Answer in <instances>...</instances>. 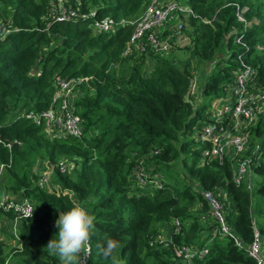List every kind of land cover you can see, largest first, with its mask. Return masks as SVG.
I'll use <instances>...</instances> for the list:
<instances>
[{"label": "trees", "instance_id": "obj_1", "mask_svg": "<svg viewBox=\"0 0 264 264\" xmlns=\"http://www.w3.org/2000/svg\"><path fill=\"white\" fill-rule=\"evenodd\" d=\"M78 1L83 13L94 10L98 19L130 20L140 14L148 0ZM50 2L0 0V19H10L9 31L0 38V164L11 161L1 184L41 206L36 207L33 218L23 222L20 248H8L0 240V264H59L58 258L49 255L45 247L50 239L57 238L55 221L59 213L76 204L86 206L96 217L88 264H111L110 259L98 255L96 247L107 239L119 242L116 255L122 264H183L171 249L163 251L148 244L174 219L180 221L181 228L179 234L172 232L173 243L209 247L207 256L192 264H255L247 252L253 241L254 191L250 194L244 185L234 186L227 163L220 166L212 162L199 167L198 148L188 139L207 104L219 96L230 72L237 68L238 52L233 41L243 24L237 20L240 27L231 36L236 49L229 59L218 70L203 76L199 88L200 91L203 87L202 105L194 108L186 99L191 81L190 61L176 64L168 57H152L148 60L153 62L151 71L142 74L146 60L139 58L141 64L133 68L135 79L127 82V87L119 88L109 79L108 69L132 60L121 56L130 28L121 27L113 35H93L88 20L49 22L45 18ZM188 3L196 15L188 24L192 30L191 55L197 67L219 64L216 51L223 44L221 37L229 21L236 17V6L225 10L224 21H216L214 2ZM245 18L249 20L247 13ZM202 19L210 23L205 24ZM258 21L244 35L249 46L245 60L258 68L256 84L264 88V20ZM55 76L65 80L88 79L80 86L81 96L75 103L77 114L84 121V135L80 139L50 140L25 117L29 111L49 108ZM262 134L264 124L252 131L251 145ZM14 141L20 144H13ZM8 143L10 150L4 146ZM27 154L39 155L40 160L53 164L59 160L79 164L73 175L74 170L62 174L56 169L51 181L53 190L58 186L72 193L73 199L37 187V176L30 174L29 164L25 163ZM185 154L188 162L184 157L181 162L187 173L183 180L180 176L185 183L181 184L177 175L169 171ZM140 159L145 167H154L163 175L161 189L149 191L134 185L131 173ZM255 173L263 176L257 194L264 197V167H258ZM195 185L203 191L225 194L226 222L240 246L232 238L219 237L207 245L212 227L202 217L209 208L195 192ZM5 218L12 215L0 210V225L8 238ZM258 228L264 237V227Z\"/></svg>", "mask_w": 264, "mask_h": 264}, {"label": "built area", "instance_id": "obj_2", "mask_svg": "<svg viewBox=\"0 0 264 264\" xmlns=\"http://www.w3.org/2000/svg\"><path fill=\"white\" fill-rule=\"evenodd\" d=\"M232 5L234 4L229 6ZM235 6L236 18L243 24L242 31L236 34L233 41L238 52L235 59L237 68L230 72L219 96L211 99L207 104L201 118L192 127L188 139L198 148L199 167L212 162L220 166L227 163L234 186L244 185L251 194L252 176L256 175L255 170L258 167H264V134L251 145L252 131L264 124V88L256 84L258 68L252 67L245 60L248 57L249 46L244 35L246 30L253 25L257 26L259 21L247 20L245 18L247 9ZM95 13L94 10L83 13L78 0H55L47 10L45 20L58 23L88 20L87 26L93 35H113L119 28L129 27L131 34L121 56L127 59L143 58L148 62L152 57L169 56L181 42H187L185 46L189 45L190 39L184 32L188 27L189 19L196 18L188 0H148L142 6L140 14L130 20H116L112 17L98 19ZM202 22L210 23L204 19ZM257 48L263 49V47ZM216 64L217 62L210 64L211 70H207V75L215 70ZM87 81V78L65 80L55 76L49 108L42 112L29 111L25 113V117L39 127L50 140L80 139L84 135V121L77 114L75 103L81 96L80 86ZM195 91H197L196 83L191 80L187 96L193 95ZM199 92L201 96L203 87ZM15 143L20 144L14 141L13 144ZM4 146L11 149L10 143ZM10 163L11 161L8 164H0V210L12 215V218L3 220V225L6 234L11 236V241L17 245L15 247L20 248L21 226L24 221L33 218L37 214L36 207L41 206L21 194L11 192L1 184ZM43 165L44 169L40 173L37 172L35 185L47 192H54L57 196L67 195L73 199L72 193L60 190L58 186L53 190L51 181L56 169L62 174H70L75 169L74 162L59 160L53 164L43 160ZM131 179L136 187L147 188L149 191L161 189L163 186V175L154 167H145L143 159L135 165ZM194 190L201 195L209 208L207 215L202 217L203 221L208 219L212 227L207 245L209 246L214 238L219 237L232 238L236 245L240 246L226 222L223 205L225 194L203 191L197 185ZM180 228V221L172 220L171 226L159 230L149 241V247L163 251L171 249L174 257L183 264H192L194 260H202L207 256L209 247L200 249L189 244L173 243L172 232L179 234ZM247 252L255 264H264V237L254 221L253 241L247 247ZM90 255L82 259L80 264H88Z\"/></svg>", "mask_w": 264, "mask_h": 264}, {"label": "rangeland", "instance_id": "obj_3", "mask_svg": "<svg viewBox=\"0 0 264 264\" xmlns=\"http://www.w3.org/2000/svg\"><path fill=\"white\" fill-rule=\"evenodd\" d=\"M50 4L52 2H55V0H50ZM209 2H214L216 4L215 9V15L213 17V20L216 21H224L226 9L229 7V5H239L242 8L247 9V17L250 21H258L263 19L264 20V0H208ZM244 9V10H245ZM246 11V10H245ZM229 21V19L227 20ZM231 21V20H230ZM229 21L228 27L225 29V33L222 34L221 40L222 45L217 49L216 51V61H219V64L217 62L215 70H218L223 66L224 62L229 58L231 51L235 50L236 48L232 44V38L231 36L233 33L238 30L240 27L239 23L237 22V19L235 17L234 20L231 22ZM10 19L4 20V18L0 19V38L3 37L7 31H9V27L7 24H9ZM264 22V21H263ZM186 37H189V39H192V30L188 24L187 29L184 32ZM258 40V38L255 37V41ZM254 41V40H253ZM187 42H181L180 45H178L177 48H175L173 51H171V54L167 56L170 60H172L176 64L184 63L185 61L191 62V67L189 70V76L191 77L192 81H195L197 91L193 95H188L187 100L190 101V103L193 105L194 108L200 107L202 105V100L199 92V88L202 86V78L207 74V70H211V66L207 63L203 64L200 67H197L196 61L193 58V55H191V52L193 51L190 45H186ZM56 44V43H54ZM191 48V49H189ZM83 59H88V53H85L83 55ZM155 61V60H153ZM223 61V62H222ZM141 64V60L138 59H132L128 64H120L116 66H112L108 69V77L110 80H113V84L115 86H119V88L127 87V82L130 80H134V69L137 68ZM153 65V62H146L144 65H142V74H147L151 71V67ZM137 70V69H136ZM195 111V110H194ZM193 115H195V112H193ZM37 154V153H36ZM185 158L186 163L188 162L187 154L180 157L179 161L175 162L173 165H171L172 169L169 171H173L175 175H177L176 180L180 179V176L182 180L185 177V174L187 173V167H183V163L181 162L182 158ZM29 164V172L31 175L36 176L38 175L37 172H41L44 169L43 161L40 160L39 155L35 156L32 154H27L26 162ZM79 167V164L75 163V169L72 172V175L74 172H76L77 168ZM169 177V175H168ZM166 176V178H168ZM181 184L184 182L181 181ZM176 180H173L175 182ZM263 181V176H252V183H253V194L251 196V208H252V219L257 227L263 226L264 227V197L257 194V185L261 184ZM2 182L4 183V179L2 177ZM258 182V183H257ZM185 184V183H184ZM3 228L0 225V240L7 244V246L15 247L13 243L11 236L7 238V236L3 235ZM8 248L6 249V252H8Z\"/></svg>", "mask_w": 264, "mask_h": 264}, {"label": "clouds", "instance_id": "obj_4", "mask_svg": "<svg viewBox=\"0 0 264 264\" xmlns=\"http://www.w3.org/2000/svg\"><path fill=\"white\" fill-rule=\"evenodd\" d=\"M95 220L89 209L80 204L60 212L55 221L57 238L50 239L45 247L49 255L57 257L59 264H80L82 259L91 254ZM96 247L101 258L110 259L111 264H122L116 255L119 248L117 240L107 239L103 245L97 244Z\"/></svg>", "mask_w": 264, "mask_h": 264}]
</instances>
